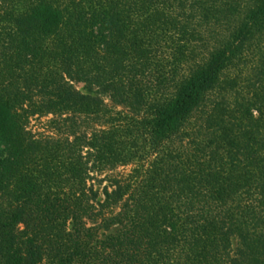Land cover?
Listing matches in <instances>:
<instances>
[{
	"label": "trees",
	"instance_id": "obj_1",
	"mask_svg": "<svg viewBox=\"0 0 264 264\" xmlns=\"http://www.w3.org/2000/svg\"><path fill=\"white\" fill-rule=\"evenodd\" d=\"M0 264H264V0H0Z\"/></svg>",
	"mask_w": 264,
	"mask_h": 264
},
{
	"label": "rangeland",
	"instance_id": "obj_2",
	"mask_svg": "<svg viewBox=\"0 0 264 264\" xmlns=\"http://www.w3.org/2000/svg\"><path fill=\"white\" fill-rule=\"evenodd\" d=\"M76 86H77L78 89H82V84L81 83H77ZM44 119L45 118H42L40 121L42 122V121H44ZM31 125H33L34 127L40 126V124L38 125V123L35 122V120L31 121ZM96 186L99 187V188L101 187V185H98V184H96Z\"/></svg>",
	"mask_w": 264,
	"mask_h": 264
}]
</instances>
